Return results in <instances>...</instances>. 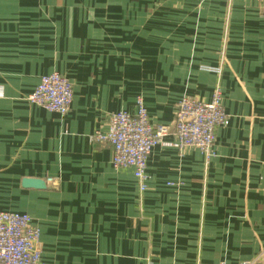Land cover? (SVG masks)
I'll use <instances>...</instances> for the list:
<instances>
[{
	"label": "crops",
	"instance_id": "0c3cea01",
	"mask_svg": "<svg viewBox=\"0 0 264 264\" xmlns=\"http://www.w3.org/2000/svg\"><path fill=\"white\" fill-rule=\"evenodd\" d=\"M52 72L66 115L27 100ZM217 86L215 155L166 137L145 191L91 139L138 97L172 125ZM0 211L31 215L46 264H264V0H0Z\"/></svg>",
	"mask_w": 264,
	"mask_h": 264
},
{
	"label": "built area",
	"instance_id": "2783aa9c",
	"mask_svg": "<svg viewBox=\"0 0 264 264\" xmlns=\"http://www.w3.org/2000/svg\"><path fill=\"white\" fill-rule=\"evenodd\" d=\"M210 69L221 71L220 68ZM27 100L48 111L66 115L73 101V83L58 72L45 74ZM229 121L222 90L217 86L209 101L183 96L176 104L172 125L152 123L144 99L138 97L135 113L126 110L111 113L107 129L96 130L91 139L109 144L113 165L133 168L139 190L145 191L149 179L147 163L154 147L172 136L174 146L197 148L210 158L215 155L217 128L227 126ZM40 235L41 229L33 223L30 214L0 211V264H46L38 247Z\"/></svg>",
	"mask_w": 264,
	"mask_h": 264
},
{
	"label": "water",
	"instance_id": "95a60500",
	"mask_svg": "<svg viewBox=\"0 0 264 264\" xmlns=\"http://www.w3.org/2000/svg\"><path fill=\"white\" fill-rule=\"evenodd\" d=\"M23 185L25 187H33V188H40V189L47 187L46 181L41 178H25L23 180Z\"/></svg>",
	"mask_w": 264,
	"mask_h": 264
}]
</instances>
